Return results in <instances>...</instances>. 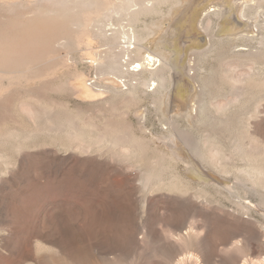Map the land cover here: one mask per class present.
Here are the masks:
<instances>
[{"label":"rangeland","instance_id":"374dc122","mask_svg":"<svg viewBox=\"0 0 264 264\" xmlns=\"http://www.w3.org/2000/svg\"><path fill=\"white\" fill-rule=\"evenodd\" d=\"M41 1L0 0V17L4 19L21 13L29 17ZM166 1L167 4L163 3L159 6L160 13H155L159 16L149 14L141 17L135 26L136 31L146 35L145 25H148L146 27L149 29L153 24L160 22L162 17L171 13L176 5H173V2L178 4L180 1L183 5L195 0ZM211 2L215 3L217 0ZM202 19L203 15L198 19V24ZM229 20L233 21L230 15H226L222 25L224 26ZM109 22H104L106 29L111 25L118 26L116 19ZM203 23L206 25V22ZM196 32L200 38L205 37L200 30ZM260 32L264 34V28H261ZM222 36L223 34L218 35V37ZM262 38V44H259V41L257 44L256 41L243 43L249 47L252 45L253 55H249L250 58L237 54L238 48L227 40H213L211 53L202 61L208 76L204 75L202 81L209 92L205 96L208 106L211 105L207 109L208 113L204 114L199 122H187L182 116L177 120L179 128L191 134L194 140H200L207 150H211L213 145H216L227 152L226 154H230L234 151V146H243L245 151L259 147L258 151H255L260 153L257 158L259 164L264 167V87L261 86L264 85V35ZM206 46L208 45L205 44L200 48ZM255 47L259 48L255 50ZM82 48L81 52L71 54L72 56L62 50L67 55L65 59L67 62H64L62 66H65L64 68L60 66V68L56 67L57 70L55 68V72L53 70L54 73L50 75L52 79L47 75L41 78V81L40 79L29 82L22 80L9 88L12 90L10 92L12 94L18 92L24 96L26 90L42 87L44 80L56 85L64 81L62 84L66 83L68 88L63 91H45V95L49 99L68 104L71 110L80 107L86 123L102 125L106 119H109L107 117L119 119L118 122L121 120L123 123H130L133 134L139 136L137 127L133 126L136 125L137 120L132 110H129V114H108L107 112L115 106L114 112L117 113L125 109L115 99L110 98L104 103L90 99L92 97L89 91L95 88V83L92 82L97 81L93 77L99 78L92 63L97 59L98 54L105 51L106 46L96 38L86 35ZM193 48L195 47L186 46L182 51V54L183 52L187 54L186 60ZM73 55H77L76 58ZM231 67L237 69L235 76L242 81L244 79V83H248L249 78L253 80L252 83L256 81L253 84L250 82L254 86L252 89L249 88L251 87L249 83V87L243 84L246 85L244 88L242 85V92L245 93H240L237 103L236 96L221 79L225 69ZM73 74L80 76H71ZM48 77L50 80H46ZM144 77H147V74ZM89 85H93L92 88ZM212 87L217 88L219 92L215 93L217 90L214 91ZM69 90L73 92L70 93ZM209 90L214 93L210 94ZM20 100L33 103L28 98H20L13 104V111L16 114L27 110L22 107ZM150 102L151 97L147 96L141 105L151 106ZM228 104L229 109L224 114L218 113L220 107ZM212 105L215 107L213 108ZM34 110L40 112L36 106ZM21 113L17 114L18 120L28 130H35L38 135H35V147H31V143L27 142L26 146L31 148L23 149L19 156L11 150L10 144L2 145L1 150L10 158L24 161L26 170L22 174L16 172L17 179L14 178L13 173L4 178L5 191L0 194V227L8 226L10 232L0 234V264H264L263 186L258 187L257 192L251 191L246 196L259 206L258 212L244 208L233 196L209 182L208 185L199 186L191 176L193 179L191 195H194L198 189H204L201 193L205 195L207 203L193 200L190 198L191 195L183 197L180 194L157 193L145 197L141 191L139 178L141 171L146 167L145 157H150V154L154 153L152 148L135 158L124 155L125 150H109L104 144L98 147L99 149L94 148L89 156L70 151L65 154L57 149V143L48 140L51 136L41 133V129L36 128L34 118L30 114ZM155 113L150 109L147 114V127L153 133L160 131V124L165 122L164 119L162 120V114ZM39 116L40 124H44L43 114ZM249 133H254L255 139L248 138ZM249 143L252 145L250 149H248ZM178 164L170 163L173 171L180 173L184 178L189 177L184 164ZM229 165L227 164L226 168L231 170L233 166ZM204 166L214 179L219 182L225 179L221 182L223 184L233 186L237 182L233 179L236 175L224 176L222 172L217 173L212 170V165ZM210 166L211 169L208 168ZM144 198L143 208L141 206ZM243 221L250 224L249 229L240 233L235 231L233 227L242 224ZM190 226L195 230H192L190 237L181 235L182 231ZM25 244L32 246L31 251L21 257L17 256L18 249ZM37 244L41 249H37ZM243 245L245 249L242 248Z\"/></svg>","mask_w":264,"mask_h":264},{"label":"bare ground","instance_id":"6f19581e","mask_svg":"<svg viewBox=\"0 0 264 264\" xmlns=\"http://www.w3.org/2000/svg\"><path fill=\"white\" fill-rule=\"evenodd\" d=\"M166 2V0H42L29 17L25 13L14 14L12 17L9 15L10 17L4 19L0 17V194L5 191V177L13 173L14 178L17 179L18 174L15 173L22 174L26 170L24 161L13 160L1 150L3 143L10 144L11 150L18 156L23 149L35 147L37 132L30 127L31 130H28L18 120L17 114L21 112L16 114L13 111V104L17 100L28 98L33 103L20 100L22 107L27 108L21 114H30L34 118L36 128L41 129V133L51 136L48 140L57 143V149L65 154L70 151L89 156L94 148L99 149L104 144L109 150H125L124 155L135 158L152 148L154 153L150 154V157H145L146 167L141 171L139 178L141 191L145 197L157 193L190 197L191 181H193L191 177H194L199 186L208 185L209 182L233 196L244 208L257 212L260 210L257 204L246 197L251 191L257 192L258 187H264V167L259 164L257 158L260 153L256 152L259 147L255 149L249 143L248 149L249 147L252 149L245 151L243 146H234V151L230 154H226L227 152L216 145H213L211 150H207L200 140H194L191 134L179 128L177 119L182 116L187 122H199L204 114L208 113L207 109L211 105L208 106L205 98L209 92L206 84L202 83L203 76L207 72L202 61L211 53L213 40H227L238 48L237 54L249 58L252 54V45L249 47L243 43L248 44L253 41H256V44L258 41L259 44L263 43L264 34L260 30L264 28V0H217L215 3L211 0H195L183 5L180 1L178 4L173 2L172 4L176 5L174 10L171 8V13L162 17L160 22L151 24L149 29L148 25H145L146 35L136 31L135 26L141 17L160 13L159 6ZM202 15L203 19L198 24V19ZM226 15H230L233 21L229 20L223 26L222 22ZM114 19L118 22V26L111 25L106 29L104 22H111ZM203 22H206V25ZM197 30H200L205 37L200 38ZM219 34L223 36L218 37ZM86 35L96 38L106 46L105 51L98 54L97 59L92 63L99 78L93 77L97 81L92 82L95 83V88L89 91L92 97L90 99L99 103L108 102L110 98L115 99L125 109L117 113L114 112L115 106L107 112L108 114H129V110H132L137 120L136 125L133 126L137 127L139 136L133 134L130 123H123L121 120L118 122L119 119L107 117L109 119L103 121L102 125L86 123L80 107L71 110L68 104L49 99L45 95V91H63L68 88L66 83L62 84L64 81L56 85L44 80L42 87L26 90L24 96L17 91V94L10 92L12 90L9 88L22 80L29 82L40 79L41 81V78L50 76L53 70L55 72L56 67L63 66L68 54L72 56L71 54L81 52ZM185 39L189 41H184ZM205 44L208 46L200 48ZM186 46L195 47L189 53L187 60L185 59L187 54L184 52L182 54ZM258 48L255 47V50ZM62 50H65L67 55ZM235 69L231 67L225 69V72L222 71L224 73L221 79L236 96L237 103L242 85L246 84L248 87L250 85L249 88L252 89V84L256 81L252 83L251 78L247 77L250 79L248 80L244 77L249 85L244 83L243 78L242 81L235 76L237 70ZM145 74L147 77H144ZM48 79L50 80L49 77L46 80ZM246 85H243L244 88ZM215 89L217 90L214 88V91ZM69 92L73 91L69 90ZM212 92L210 94L214 93ZM217 92L219 91L215 93ZM147 96L151 97V106H142ZM35 106L40 112L34 110ZM228 107L229 104L220 107L218 113L224 114ZM150 109L156 112L155 114H162V120H165L160 124L158 134L147 127V114ZM39 114H43L44 124H40ZM248 138L255 139L254 133H249ZM27 142L32 144L31 147L26 146ZM170 163H183L189 177L184 178L180 173L173 171ZM205 164L212 165L214 168L212 170L217 173L222 172L224 176L236 175L233 179L237 182H234L233 186L221 183L225 179L219 182L209 174ZM227 164H232L233 168L227 169ZM208 168L211 169V166ZM203 190L194 191L195 194L190 198L207 203L205 195L201 193ZM141 207H145V198ZM249 226L247 221H243L242 224H236L233 229L240 233L247 231ZM191 227L193 226L183 230L181 235L189 238L193 230ZM9 232L8 226L0 227V234ZM40 247L37 244V249ZM31 249L32 246L25 244L18 251L16 250V255L21 257ZM37 249L35 248L36 251ZM188 255L192 257L191 254ZM262 258L264 259V255Z\"/></svg>","mask_w":264,"mask_h":264}]
</instances>
